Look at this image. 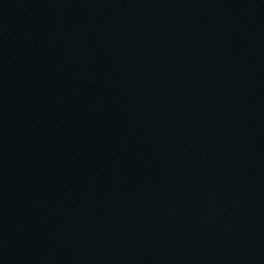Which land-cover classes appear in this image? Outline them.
<instances>
[{
	"label": "water",
	"instance_id": "95a60500",
	"mask_svg": "<svg viewBox=\"0 0 264 264\" xmlns=\"http://www.w3.org/2000/svg\"><path fill=\"white\" fill-rule=\"evenodd\" d=\"M0 264H264V0H0Z\"/></svg>",
	"mask_w": 264,
	"mask_h": 264
}]
</instances>
